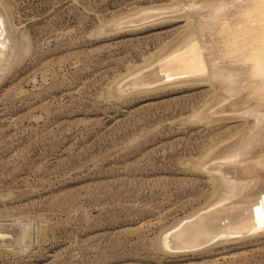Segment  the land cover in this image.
I'll use <instances>...</instances> for the list:
<instances>
[{
	"label": "rangeland",
	"instance_id": "374dc122",
	"mask_svg": "<svg viewBox=\"0 0 264 264\" xmlns=\"http://www.w3.org/2000/svg\"><path fill=\"white\" fill-rule=\"evenodd\" d=\"M5 1L29 53L0 80V264H264V231L192 253L161 249L168 227L214 191L188 162L241 120L183 122L208 83L128 88L129 67L184 28V1L174 13L150 8L175 0Z\"/></svg>",
	"mask_w": 264,
	"mask_h": 264
},
{
	"label": "bare ground",
	"instance_id": "6f19581e",
	"mask_svg": "<svg viewBox=\"0 0 264 264\" xmlns=\"http://www.w3.org/2000/svg\"><path fill=\"white\" fill-rule=\"evenodd\" d=\"M175 1L178 3L168 7L154 5V9L148 8L174 13L183 9L177 10V7L184 1V8H188L183 14L184 28L143 63L129 67L126 75L129 73L132 77L128 79L132 86L126 87L136 91L137 88L152 87L153 83H158L156 85L161 88L180 82L208 83L210 94L183 122L218 125L241 120L240 126L226 139L213 143L199 157L188 162V166L208 172L214 191L204 207L165 229L160 244L165 248H187L215 239L224 241L228 239L226 235L230 238L233 234L243 236L241 234L258 232L260 237V232L264 231V208H259L264 205V187L257 189L264 185V0ZM9 6L5 0H0V80L11 65L29 53L27 36L14 25ZM149 11L144 10L143 18L154 15ZM135 16H131L132 19ZM152 17L154 22L156 16ZM122 25L120 28L125 30L127 27ZM161 88L160 91L165 89ZM224 165L228 167L223 168ZM32 225L33 222L21 227L19 244L32 238L35 233Z\"/></svg>",
	"mask_w": 264,
	"mask_h": 264
},
{
	"label": "water",
	"instance_id": "95a60500",
	"mask_svg": "<svg viewBox=\"0 0 264 264\" xmlns=\"http://www.w3.org/2000/svg\"><path fill=\"white\" fill-rule=\"evenodd\" d=\"M137 89H139V88H137ZM262 187H264V185H262L260 188H257L258 190L259 189H262ZM258 193H259V191H258ZM229 202V201H228ZM228 202H226V203H228ZM263 232V231H262ZM248 233H250V232H248ZM253 233V232H252ZM244 234H246V233H244ZM244 234H241V235H244ZM233 235H239V234H233ZM227 236V238H228V235H226ZM234 238V237H233ZM229 239V238H228ZM227 239V240H228ZM221 241H223V240H221V239H215V240H213V241H211V242H207V243H205V244H203V245H200V246H198V247H187V248H174V247H172V248H165V247H163L162 246V244H161V249L164 251V252H167V253H173V254H180V253H192V252H196V251H198V250H203V249H207V248H210V247H212L213 245H216L217 243H220ZM225 241V240H224Z\"/></svg>",
	"mask_w": 264,
	"mask_h": 264
},
{
	"label": "snow or ice",
	"instance_id": "6c2138e0",
	"mask_svg": "<svg viewBox=\"0 0 264 264\" xmlns=\"http://www.w3.org/2000/svg\"><path fill=\"white\" fill-rule=\"evenodd\" d=\"M259 208H264V205H259Z\"/></svg>",
	"mask_w": 264,
	"mask_h": 264
}]
</instances>
